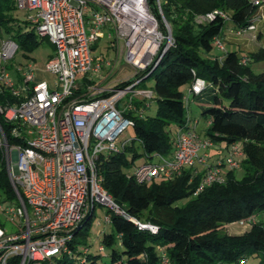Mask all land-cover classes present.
Returning <instances> with one entry per match:
<instances>
[{
	"label": "built area",
	"instance_id": "built-area-1",
	"mask_svg": "<svg viewBox=\"0 0 264 264\" xmlns=\"http://www.w3.org/2000/svg\"><path fill=\"white\" fill-rule=\"evenodd\" d=\"M246 2L257 11L243 25L232 21L230 10L219 7L194 13L192 21L233 22L235 35L254 31V22L264 20V0ZM15 4L31 12L25 19L36 38L53 47L44 71L55 77L51 86L36 79L30 63L14 64L17 43L10 36L0 37V118L9 126L7 134L0 126V152L15 196L14 203L0 202V211L19 227L9 233L0 227V264H42L55 255L72 256L67 241L96 204L121 213L102 185L98 162L129 143L130 139L117 143L120 133L133 124L126 113L143 116L154 93L141 83L173 39L160 0H15ZM104 37L115 55L121 51L122 61L134 69L131 77L110 87L103 86L104 78L91 79L101 68L113 66L102 56L91 55ZM211 43L224 50L218 35ZM77 74L81 76L76 78ZM205 85L204 79L194 76L183 91L185 118L175 128L171 159L155 153L156 161L134 166L130 175L136 182L171 179L194 163H206L207 154L198 151L213 142L198 137L197 121L189 117V104ZM126 95L127 101L119 103ZM242 158L241 143L228 144L223 158L204 165L194 193L222 183L221 166L233 170ZM121 215L140 229L156 231L154 225ZM104 221H109L108 215ZM253 222L236 221L247 226Z\"/></svg>",
	"mask_w": 264,
	"mask_h": 264
},
{
	"label": "trees",
	"instance_id": "trees-1",
	"mask_svg": "<svg viewBox=\"0 0 264 264\" xmlns=\"http://www.w3.org/2000/svg\"><path fill=\"white\" fill-rule=\"evenodd\" d=\"M16 7L15 0H0V29L9 33L18 47L30 49L43 38H36L26 19L14 16ZM214 7L230 10L237 25L247 23L257 11L246 0H160L173 44L146 72L141 83L154 93L151 99L156 105L154 114L138 117L126 113L133 120V138L121 151L98 162L102 185L118 210L141 223L156 226V231L140 229L121 213L107 208L111 231L102 233L98 247V251L108 249L106 264H243L249 256H257V264H264V69L259 72L251 69L252 63L264 62V44L243 53L225 50L221 55L210 54L211 39L219 35L224 22L215 19L196 25L192 16ZM262 31L264 20L256 36ZM243 57L247 58L244 64L240 62ZM194 76L206 82L193 96L199 115L209 120L205 136L213 143L223 141L226 146L241 143L243 176L236 179L232 170H226L222 183L212 184L196 194L194 190L203 170L199 172L194 166L171 179L136 182L122 170L140 155L133 142H138L147 159L155 153L171 152L168 126L174 129L184 122L180 87L189 86ZM147 79H151L150 84H146ZM0 126L7 134L9 126L1 118ZM7 140L13 138L7 135ZM0 194L4 195L0 202L14 203L1 152ZM191 195L183 206L173 205ZM94 207L67 241L72 256L55 255L42 264H96L101 255L89 252L86 244ZM246 219L254 222L245 233H218L219 224Z\"/></svg>",
	"mask_w": 264,
	"mask_h": 264
},
{
	"label": "rangeland",
	"instance_id": "rangeland-1",
	"mask_svg": "<svg viewBox=\"0 0 264 264\" xmlns=\"http://www.w3.org/2000/svg\"><path fill=\"white\" fill-rule=\"evenodd\" d=\"M14 16L19 20H24L27 16V14H31L30 11H26L25 9H19L16 7V9L13 10ZM261 15L264 16V9L261 12ZM263 19L261 18L260 21H255L254 24L256 26L254 31L251 32H244L242 35H235L234 30L236 29V26L233 22H225L220 30V33L218 35L219 39L221 40L223 44L224 50H219L215 46L211 48L210 54L215 55H221L225 50H238L239 52H248L253 51L257 49L258 47L262 46L264 44V32H261V35L259 37L256 36V32L258 29L261 28ZM11 33H14V31H11ZM10 36L9 33L5 32L3 29H0V37L1 38H8ZM120 49V48H119ZM53 53V47L46 39H41L35 46L31 47L30 49H25L19 47L14 55V58L12 62L17 65H25L30 63L31 69L34 70L36 79L45 80L49 85L53 86V79L54 75L48 72L44 71V64L47 60V58ZM92 56L100 55L105 60H109L111 63H113V66L109 67H103L98 72L97 75H91V79L96 82L98 80L96 79L97 76H99L101 79L104 78L102 84L105 87H110L116 84H119L121 81L128 79L131 77L134 73V69L131 68L129 65L125 64L122 61L121 58V51H118V54L115 55V50L112 48L108 40L104 37L97 41L95 47L91 50ZM251 69L254 72H259L264 69V62L263 61H257L251 64ZM80 74L76 75V78L80 77ZM151 79L146 80V84H150ZM187 85H183L180 88L185 91L187 89ZM127 96L122 97L119 99V103H123L127 101ZM135 101L133 100V104ZM192 104H190L191 107ZM155 101L151 100L149 101L148 107L144 110L143 115H153L155 111ZM199 123L195 130L196 134L199 136L200 139H203L205 136V119L200 116L196 118ZM196 126V125H195ZM203 126V127H202ZM168 129L170 130L169 134L173 138L174 131L173 127L170 125L168 126ZM133 138V131L131 126H128L124 131L120 133V135L117 138V143L121 140L130 139ZM134 147L136 148V151L140 154L138 157L134 158L131 162H129V166L123 167L122 170L125 173L130 174L133 170L134 166L140 165L141 163L149 160L146 156H144L142 152V148L138 144L137 141L133 142ZM207 152H210L211 155L206 159L207 164H211L218 158H223L225 154V143L223 141L214 143L212 146L207 148ZM127 160H129V155H127ZM152 159V158H150ZM204 165L198 163L197 164V171L201 172L204 169ZM222 171L225 172L226 168L225 166H221ZM232 174L234 178L239 179L244 174V168L239 163V165L232 170ZM193 195L180 198L176 200L173 205L176 206H183L186 204V202L191 199ZM4 198L3 194H0V200ZM5 203V202H3ZM107 206L96 204L94 207V216L91 221V225L88 230V235L86 237V244H88V251L89 252H99L100 257L97 258L96 264H106L108 262V249L103 248L102 251H98V247L100 245V237L103 232H110L111 227L108 222L104 221V216L108 215L109 212H106ZM16 222L9 221L6 216L3 214V212L0 211V227L3 228V230L6 233L9 232H15L19 229V227L15 224ZM250 226L247 225H239L236 222L231 223H221L217 226L218 233L219 234H227V235H240L245 233ZM80 250H82V246H80ZM258 257L257 256H249L247 257L243 264H257Z\"/></svg>",
	"mask_w": 264,
	"mask_h": 264
},
{
	"label": "crops",
	"instance_id": "crops-1",
	"mask_svg": "<svg viewBox=\"0 0 264 264\" xmlns=\"http://www.w3.org/2000/svg\"><path fill=\"white\" fill-rule=\"evenodd\" d=\"M190 104H192L191 105V107H190ZM189 104V117L190 118H193V119H195L197 122H196V127H195V130H196V128H197V126H198V123H199V121L196 119L198 116H200L199 115V109H198V105H197V103H195V101H194V98L192 99V103H190ZM204 118L205 119V125H206V127H207V125H208V122H209V120H208V118L207 117H205V116H200V118ZM203 127V126H202ZM173 131L175 132V127H174V129H173ZM199 137V136H198ZM206 136H204V138H205ZM214 144V143H213ZM212 146V145H211ZM225 148H226V145H225ZM203 153H206L207 154V158L211 155V153L210 152H207V148L206 149H200L199 151H198V154L199 155H202ZM164 158H166V159H171V157H172V155H171V152L170 153H168V154H166V155H162ZM218 159H220V158H218ZM157 159L155 158V157H152V159H150V161H156ZM206 163H207V161H206ZM197 164L198 163H194V168H196L197 169ZM222 170V169H221Z\"/></svg>",
	"mask_w": 264,
	"mask_h": 264
}]
</instances>
